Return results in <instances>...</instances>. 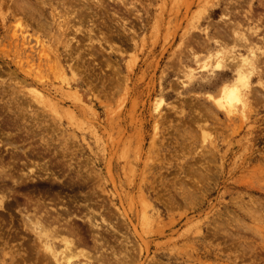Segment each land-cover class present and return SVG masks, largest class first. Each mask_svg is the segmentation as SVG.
I'll return each mask as SVG.
<instances>
[{
  "label": "rangeland",
  "instance_id": "obj_1",
  "mask_svg": "<svg viewBox=\"0 0 264 264\" xmlns=\"http://www.w3.org/2000/svg\"><path fill=\"white\" fill-rule=\"evenodd\" d=\"M261 44L264 0H0V123L64 159L87 193L83 221H66L93 258L71 264H264ZM234 56L255 70L221 108L208 94L238 82ZM7 179L0 264H55L32 225L62 251L64 220L27 208L18 224Z\"/></svg>",
  "mask_w": 264,
  "mask_h": 264
},
{
  "label": "flooded vegetation",
  "instance_id": "obj_2",
  "mask_svg": "<svg viewBox=\"0 0 264 264\" xmlns=\"http://www.w3.org/2000/svg\"><path fill=\"white\" fill-rule=\"evenodd\" d=\"M2 112L4 109L0 107V119L3 115ZM8 133L10 136H7ZM7 137L18 140V149L5 146ZM29 142L30 140L24 135L18 133L16 136L14 132L7 131L0 123V156L3 157L5 163L13 162L12 170L18 179L21 177L22 170H29L32 165H35L34 163H47L48 167L46 172V170L36 168V165L33 166L37 169L38 174L33 175L34 177L26 182H22L20 178L19 185L14 184L11 180L8 181L12 188L10 193L14 194L12 197L9 196L8 201L18 204V208H14L18 212V224H22V210L27 208L43 212L50 210L53 216L59 214L62 221L74 217L77 215L76 212L84 213L83 209L88 202L83 197H86L87 193L82 190H74L64 159L55 158L53 155H44L45 151L32 148L35 145L29 144ZM22 145H27V148H22ZM76 218L83 221L79 215Z\"/></svg>",
  "mask_w": 264,
  "mask_h": 264
},
{
  "label": "bare ground",
  "instance_id": "obj_3",
  "mask_svg": "<svg viewBox=\"0 0 264 264\" xmlns=\"http://www.w3.org/2000/svg\"><path fill=\"white\" fill-rule=\"evenodd\" d=\"M68 1V0H67ZM24 2V1H23ZM73 12V11H72ZM40 13V12H39ZM246 13V12H245ZM235 15V14H234ZM43 16V15H42ZM232 23V22H231ZM239 29V28H238ZM257 29V28H256ZM76 31V30H75ZM78 31V30H77ZM257 30H255V32H256ZM234 32V31H233ZM90 33V32H89ZM250 33V32H249ZM248 33V34H249ZM252 33V32H251ZM217 34V33H216ZM240 34V33H239ZM255 34H257V33H255ZM252 35V34H251ZM235 36V35H234ZM250 36V35H249ZM253 36H254V34H253ZM88 37H89V35H88ZM248 37V36H247ZM252 36H250V37H248L247 39H250ZM233 38V37H232ZM244 38V36L242 37V39ZM239 39V38H238ZM252 39V38H251ZM235 40H236V38H235ZM252 40H254V39H252ZM241 41V40H240ZM258 41V40H257ZM237 42V41H236ZM241 43V42H240ZM251 43V42H250ZM237 44H239V41H238V43ZM246 44V43H245ZM244 44V45H245ZM227 45V44H226ZM243 45V44H242ZM243 45V46H244ZM247 45V44H246ZM253 45V44H252ZM251 45V46H252ZM262 45V47H263V45L264 44H261ZM248 48V47H247ZM245 49H246V47H245ZM250 50L252 49L253 50V48H249ZM254 49H255V47H254ZM262 49H264V48H262ZM250 50H249V52H250ZM257 50V49H256ZM255 50V51H256ZM258 51V50H257ZM256 51V52H257ZM221 52V51H220ZM259 52H260V50H259ZM261 54V53H260ZM257 55H258V53L257 54H255V52L254 51H251V54L250 53H248V56L250 57V60L251 59H253L254 58V60H256V57H257ZM244 56V55H243ZM261 57V56H260ZM234 58L235 59H237L235 56H234ZM248 58V57H247ZM261 59V58H260ZM233 61V60H232ZM237 62H235V61H233V62H235L236 64L235 65H237V66H239L238 67V69L240 70V76H239V79H238V82L237 83H233V82H226V83H224L223 85H222V87H221V91H220V95L218 96V97H215L213 94H208V96H209V98H211L212 100H214V102H216L218 105L217 106H219V107H221V108H225L226 106H229V108L230 107H232V106H234L237 102H239V103H241L240 102V100H242V88L243 87H245V86H248L249 84H250V79H251V75L253 74V72H254V70H255V68H253L252 67V65H251V63H250V61L248 60V59H246V57L245 58H240V59H237L236 60ZM205 62V61H204ZM223 63L224 61H219V63ZM256 62H257V60H256ZM218 63V64H219ZM225 63V62H224ZM223 63V64H224ZM259 63L261 64V61L259 60ZM259 63H256V66H257V68H258V70H260V68L258 67V64ZM232 65H234V63H231ZM259 64V65H260ZM254 67H255V64L253 65ZM261 66V65H260ZM52 67V66H51ZM262 68V67H261ZM263 69V68H262ZM252 70V71H251ZM257 70V69H256ZM261 71V70H260ZM264 72V71H263ZM191 74V73H190ZM263 74V73H262ZM261 81V80H260ZM264 82V81H263ZM263 85H264V83H262ZM258 85V84H257ZM261 85V84H260ZM260 87V86H259ZM250 88V87H249ZM264 91V90H263ZM258 92V91H257ZM262 94V93H261ZM236 102V103H235ZM244 102V101H243ZM242 102V103H243ZM252 102V101H251ZM251 102H250V104H251ZM244 104H245V102H244ZM244 104H243V106H244ZM246 105V104H245ZM242 108H244V107H242ZM230 110H232V109H230ZM8 135H10V134H8ZM7 135V136H8ZM7 142V141H6ZM5 142V143H6ZM8 144H11V142H7ZM7 144V145H8ZM12 145V144H11ZM10 145V146H11ZM15 145V144H14ZM4 146V145H3ZM16 146V145H15ZM17 148V147H16ZM7 150V149H6ZM26 153V152H25ZM1 157V156H0ZM35 164V163H34ZM9 166V165H8ZM33 166H35V165H33ZM40 166V165H39ZM38 166V164L36 163V168L38 167L39 169H41L42 170V168H41V166H44L43 168H44V170H46L47 168L45 167V165L44 164H42L40 167ZM32 168V167H31ZM30 168V170L28 171V172H24L23 170V173L21 174V179H23L24 177L23 176H28L29 174H35L34 173V170L35 169H33V168H35V167H33L32 169ZM7 169H8V167L3 163V159H1L0 158V183H4V178L6 177H8V179H12L13 180V178H14V174H12V173H9L8 171H7ZM12 170V169H11ZM47 172V171H46ZM30 177V176H29ZM33 178V177H32ZM7 179V180H8ZM11 180V181H12ZM16 180V179H15ZM14 180V181H15ZM25 180V179H24ZM6 181V180H5ZM23 181V180H22ZM20 183H21V181H20ZM6 185V184H5ZM19 185V184H18ZM2 186H4V185H2ZM5 188L6 187H0V191L4 194V192H5ZM7 189V188H6ZM11 189V188H10ZM14 192V191H13ZM8 193V192H7ZM6 193V194H7ZM3 196H5V195H3ZM1 198H4V197H1ZM5 200V199H4ZM4 200L3 199H0V208H4V204H5V202H4ZM33 204V203H32ZM26 205V204H25ZM28 207V206H27ZM8 208V207H7ZM24 208V207H23ZM2 209H0V210H2ZM28 210V209H27ZM4 211H6V210H4ZM26 211V210H25ZM49 212V211H48ZM50 214V213H49ZM44 215H46V214H44ZM25 216V215H24ZM43 216V215H42ZM47 216V215H46ZM75 217H76V215H74ZM26 217H27V219L28 220H31V217H30V215L28 216V215H26ZM49 217V216H48ZM34 218V217H33ZM42 218V217H41ZM44 219H45V217H43ZM50 218V217H49ZM71 218V217H70ZM48 219V218H47ZM57 219H59V216H58V218ZM63 219V218H62ZM88 219L90 220V227H92V229H97V230H99V229H101V224L100 223H98L96 220H95V218L93 217V216H90V217H88ZM27 220V221H28ZM42 220V219H41ZM52 220H53V218H52ZM45 221H48V220H46L45 219ZM61 221V220H60ZM67 221H68V219H67ZM66 221V222H67ZM30 222H32V221H30ZM43 222V221H42ZM58 221L57 220H54L53 222H51L50 221V224L51 223H57ZM63 222V221H62ZM61 224V223H60ZM30 225H31V223H30ZM47 225V224H46ZM33 227V231L35 232V235H37V240L39 241L38 242V244L39 243H41L40 245L42 246L41 248L46 252V254L47 255H49L48 257H50L51 256V260L53 259L54 260V262H55V264H71V261H70V255H75L76 253H79V255L80 254H82L83 256H87V253L86 252H84V251H77L78 249H77V245L78 244H80L81 243V245L84 243V241L81 239H73V237H76V235L74 236V233H76L75 231H74V229H73V227H71V226H69V223L67 222V224H65V221H64V223L63 224H61V226H62V230H61V227H60V230L61 231H59L58 229H56L57 227H59L58 225H56L57 227L55 228V226H54V228L56 229L55 231L58 233V234H60V232L61 233H65V236L63 237V239H62V241H63V243H64V245H65V249L64 250H62V251H58V250H55L52 246H50L46 241H45V239L44 238H42L43 237V232L46 230V227L41 223V221H39V222H37V223H33V225H32ZM76 229V228H75ZM103 229V228H102ZM79 231V230H78ZM56 236H57V234H55ZM80 236V235H79ZM98 235L96 234V237H97ZM99 238H101V237H99ZM96 239H98V238H96ZM99 240V239H98ZM97 240V241H98ZM81 241H83V242H81ZM100 241V240H99ZM101 242V241H100ZM78 243V244H77ZM99 245V244H98ZM80 245H78V247H79ZM73 250H75V251H73ZM76 252V253H75ZM114 252V251H113ZM70 253V254H69ZM112 253V252H111ZM85 256V257H86ZM125 256H128V255H125ZM87 257H89V258H93V256L91 255H88ZM86 257V258H87ZM97 257V256H96ZM95 257V258H96ZM129 257V256H128ZM127 257V258H128ZM47 258V257H46ZM98 258V260L100 259H102V261H105V262H107V264H112L111 263V261H109L110 260V258L109 257H106L104 254H102V255H100L99 257H97ZM96 258V259H97ZM120 258V257H119ZM126 258V257H125ZM126 258V259H127ZM124 259V258H123ZM131 259V258H130ZM113 260V259H112ZM120 260V259H119ZM118 260V261H119ZM117 260H116V262H118ZM127 261H128V259H127ZM131 261H132V259H131ZM115 261H114V263H116ZM122 262V261H121ZM118 264H120V263H118Z\"/></svg>",
  "mask_w": 264,
  "mask_h": 264
}]
</instances>
